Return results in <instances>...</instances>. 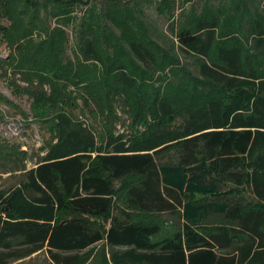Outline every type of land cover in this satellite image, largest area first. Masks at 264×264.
Returning <instances> with one entry per match:
<instances>
[{
	"label": "trees",
	"instance_id": "obj_1",
	"mask_svg": "<svg viewBox=\"0 0 264 264\" xmlns=\"http://www.w3.org/2000/svg\"><path fill=\"white\" fill-rule=\"evenodd\" d=\"M34 1L33 9L46 4L58 14H69L76 2ZM25 2L30 1L0 0V21L12 16H5L9 24L0 23V40L7 45L23 38L33 42L24 24L40 26L37 17L23 18ZM45 10L51 12L48 6ZM140 11L146 16V34L122 41L124 52L144 70L165 57L191 78L216 86L221 98L184 113L178 126L110 131L100 139L85 121L56 110L52 97L34 99L30 114L48 140L30 167L28 153L0 135V172L18 173L15 183L0 188V264L39 253L51 264H264V62L259 74L236 35L208 61L217 38L216 17L197 16L173 32L160 5ZM163 25L172 38L163 33ZM14 26L23 31L15 33ZM253 47L264 56L260 22H255ZM50 48L49 64H37L34 56L40 52L34 50L23 53L21 68L52 74L56 64ZM85 50L96 57L91 42ZM116 70L117 84L137 85L122 64ZM0 103L11 105L1 95ZM161 108L172 114L167 104ZM127 176L139 179L126 189L125 204L146 212L177 210V230L164 235L156 225L129 222L113 203L115 182ZM245 185L252 200L244 199ZM113 208L123 216L112 213Z\"/></svg>",
	"mask_w": 264,
	"mask_h": 264
},
{
	"label": "rangeland",
	"instance_id": "obj_2",
	"mask_svg": "<svg viewBox=\"0 0 264 264\" xmlns=\"http://www.w3.org/2000/svg\"><path fill=\"white\" fill-rule=\"evenodd\" d=\"M29 1L24 3L28 4L27 7L22 8L23 18L37 17L34 22L40 24H24L32 33L33 42L23 38L13 42L14 45H7L6 39L0 40V95L11 102V105L0 103V135L28 153L27 167L48 140L43 126L30 114L34 99L52 97L56 110L68 112L73 120L85 121L100 139L110 131L145 132L163 123L178 126L184 113L205 106L211 99L221 98L223 92L216 86L204 79L191 78L165 57H160L152 69L144 70L124 52L122 41L139 40L141 34H146L143 29L146 16L140 9L147 5L161 6L163 17L169 21L173 32L191 25L197 16L216 17L217 38L208 61L215 58L217 47L236 35L244 45L245 54L253 58L256 71L263 73L264 56L259 57L255 53L253 43L255 22L264 26V0H81L80 3L76 0L69 14L53 12L52 6L46 4L33 9L36 2ZM10 5L19 7L18 4ZM47 6L51 14L46 12ZM5 16L12 17L9 14ZM5 16L0 21L4 25L9 24ZM12 30L18 33L23 28L14 26ZM163 33L170 38L174 35L165 30V25ZM88 42L93 44L94 58L86 54ZM49 48L53 52L52 64H56L55 69H51L52 74L44 69L21 68L23 53L29 56L34 50L35 53L40 52L34 56L37 64H49L50 58H46L49 57ZM119 64L136 79L135 87L117 84L116 67ZM161 103L167 104L172 114H164ZM167 159L168 155L162 160ZM138 179V176H127L115 182L114 205L129 215L131 224L156 225L164 235L177 230L181 224L177 210L146 212L125 204L126 189ZM17 180L18 173L0 172V188ZM228 184L231 185L230 182ZM242 193L245 200H252L246 185ZM119 212L112 209V213ZM118 215L123 216V213ZM100 248L105 249V245H100ZM10 264L51 262L45 253H39Z\"/></svg>",
	"mask_w": 264,
	"mask_h": 264
}]
</instances>
